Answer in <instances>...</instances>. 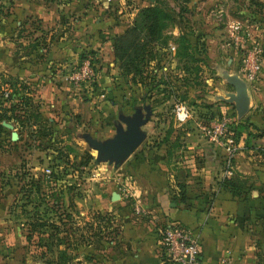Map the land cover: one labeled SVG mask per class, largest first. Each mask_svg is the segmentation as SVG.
Masks as SVG:
<instances>
[{
    "label": "crops",
    "instance_id": "0c3cea01",
    "mask_svg": "<svg viewBox=\"0 0 264 264\" xmlns=\"http://www.w3.org/2000/svg\"><path fill=\"white\" fill-rule=\"evenodd\" d=\"M90 3L0 0L2 92L10 90L12 82L19 86L18 93L30 97L53 126L54 134V129L76 126V120L82 119L112 131L111 118L117 116L116 108L125 112L143 103L151 107L147 123H161L165 130L172 127L166 141L159 142L161 136H151L149 144L139 146L121 162L111 163L109 172L104 167L108 179L94 202L110 207V193L115 186L126 188L130 197L124 198L118 192L112 210L117 222L115 231L107 239L92 240L77 249L74 264H168L156 232L157 224L168 221L178 222L198 237L202 264H264V151L260 150L264 145V15L256 18L257 37L252 42L261 51L260 71L254 82L246 83L247 110L237 118L232 105L219 99V95L231 91L228 84L222 90L215 86L182 85L184 72L180 65L172 68L171 54L165 62V84L161 89L149 88L144 94L145 88L139 82L127 80V85H118V96H114L110 36L121 29L123 21L118 27L108 20L100 22V17L94 15L102 10L95 3L92 8ZM252 43L237 45L248 49ZM82 51H90L92 61L97 63L92 102L82 93L88 104L79 102L75 89L61 78L68 66L79 61ZM227 51L228 68L220 77L223 73L241 77V56L231 46ZM153 71L157 73L156 69ZM107 87L111 98L106 95ZM101 92L105 99L98 98ZM226 115L232 123L243 122L245 128L233 139L231 171L224 176V146L204 134L198 125L202 119ZM230 176L243 181L240 195L220 187L219 180ZM179 186L184 192L183 200L178 199ZM0 190V205L15 193L9 183L2 184ZM132 201L146 209L147 214H135L129 204ZM0 220H4V214H0Z\"/></svg>",
    "mask_w": 264,
    "mask_h": 264
},
{
    "label": "rangeland",
    "instance_id": "374dc122",
    "mask_svg": "<svg viewBox=\"0 0 264 264\" xmlns=\"http://www.w3.org/2000/svg\"><path fill=\"white\" fill-rule=\"evenodd\" d=\"M90 1L93 2V0ZM158 1L165 9L173 10L176 13L175 18H180L184 26H187L186 29H189L191 32L189 37L192 44H194L196 41L195 37L199 35L198 42L203 41L204 46L200 47L197 44L192 55L197 58H202L203 60L195 61L193 60V57L192 59H189L188 56H182L185 58L186 64H182V59L180 62V59L174 54V43H169L166 49L161 47L157 48L156 52L158 51L159 54H161L160 58L150 61L148 64L150 68H145L146 72L148 71L149 74H153L155 78H158L159 82L155 84V87L153 88H162V80L164 79L163 76H166V72H164L166 67L165 62L169 60L168 54H171L169 57H174L172 60L174 62L172 68H178L181 64V67H183V69L185 68L184 70H187L188 77L186 78L187 82H185L187 85H207L218 87L220 90L224 89L226 83H224V78H221L220 75L222 71H225L228 68V62L226 58L228 57V46L233 47L238 53V56H241L244 53L243 50L247 49V46H239L237 43L241 42V44H246L249 41L251 43L254 42V39L257 37L255 33V25H257L256 18L264 15V0ZM124 2L126 3H124V7H122L121 10L122 13L120 14L116 12L114 7L109 8V12H112L114 15V22L120 20L118 17L119 15H121L122 18H127L128 14L133 12L134 7L132 6L137 7L143 5L147 2V0H127ZM131 9L132 11H129ZM95 13L96 14L94 16L100 17V22L105 20L113 22L110 20L112 17L109 18L108 14L106 15L101 13V11ZM92 19L93 17L91 18V22H93ZM114 29L112 28L111 32H114ZM163 32L165 36L166 34H170L172 36L169 38L171 41H173L172 38L176 37L178 34L177 28L174 25L167 26ZM170 45H172L173 48H170ZM87 54L90 56L89 53ZM111 60L112 66L115 68V71L114 69L112 71L111 84L114 91V96H118V85L121 86L120 84L122 83L126 84L127 80L129 81V77L120 76L116 61L113 58ZM79 61H77L72 67L78 65ZM90 61L92 63V68L95 71L94 68L97 63H94L92 60ZM106 66L112 68L111 65ZM153 69H156L157 73H155ZM195 69H200L203 74L200 72L197 73ZM143 74L146 75L144 80L148 82L147 73ZM3 82L4 80L1 77L0 85H3ZM2 88L3 87H0V92H2ZM85 88H87L86 91L82 87L81 89L74 90V93H76L78 96L77 98H79V102L86 103L88 100H90L89 102L91 103V100L93 99L92 84ZM129 88L130 87H128V89ZM7 90L9 89H6V91ZM82 93L85 94L84 96H86V98L89 97L88 100L83 98ZM101 93L102 95H100L98 98L101 100L105 99V94L103 92ZM145 93L146 89L144 91V94ZM145 104L148 103L140 104V107ZM132 109L130 110L128 108L127 111L122 112L120 111L121 109L118 111L116 108V115L118 112L130 113ZM151 114L152 112L150 107V115ZM150 115L148 119L150 118ZM116 119L117 116L111 118L112 126ZM81 121L76 120L77 124L76 126L72 125L74 126L72 127V132H69L65 125L63 127L61 126L59 128V133H66L63 135V137L56 135L57 133L54 134L53 132V140H59L55 141V143L53 141L51 146L45 145L48 146L45 149H39L40 147L38 148L34 146L35 144L27 135L26 129L20 130L16 125H13L12 122L11 129L6 127L5 130L0 129V187L2 188V184L4 183H9L10 186H12V192L16 190L18 183L21 184L22 181L25 182V180H27L22 177L21 172H27L33 176H36L39 172H43L45 168H48L47 165L51 159V156L53 155L51 153V149L53 147L68 145L70 148L68 153L69 164L65 165L66 173H63L61 175V179L57 181V191H55L58 192V189H61L62 193L60 197L62 206L59 208L62 209V211L68 212L70 214V217L64 220L63 228H60L58 232V236H64V240H66L68 243H72L69 244L67 248V253L69 255L67 264H74L73 258L75 257V251H73V248L75 246H86L87 243L90 244L92 240L107 238L106 229L114 230V228L116 229L117 226L114 214L112 213L116 200H110V207L108 205L99 206L96 204V201L94 202L93 200L101 196L99 195V190L102 189L103 184L106 183V180L108 179V177L105 176V173L107 172H105L104 167H106L107 171L109 172L111 169L109 165L111 163L106 161H97L95 158L96 152L86 143L82 136V134L86 133L93 138L103 139L110 136L114 132V127L112 131H108V129H103L102 126L97 128L96 124H87L86 122H83L84 119ZM31 128L33 129L34 127ZM140 128L144 133V138L133 151H135L139 146L149 144L147 141L153 140L151 136H157L159 139V137H162L165 132V126H163L161 123L149 124L146 121ZM10 130H14L17 135H19L17 140L9 141ZM80 155H89V159L83 167H80L81 171L77 175L79 170L74 171V169H72L70 166V162L75 160ZM72 156L75 159L72 158ZM74 183H76L77 186L68 189V184H70L69 187H71ZM112 190L118 193V186L113 187ZM12 196L13 197H11L7 203H2V205H0V214H4V220H0V264H45L44 260L52 256L54 257L55 252H46L43 256H40L41 248L35 246V242H37L36 237L33 235L31 236L30 240H26L25 236L23 235L25 230L23 226L20 225V223H22L24 220V218H22L24 217V212L20 211V207L14 204V201L19 202L18 200H15L18 195L16 193H12ZM68 198L73 199L72 205H68ZM46 199L50 203V198L48 197ZM104 204L105 203H103V205ZM97 206L99 208H97ZM41 207V205L38 207V213H42L44 217L49 215L53 216L52 213L45 215V212H42ZM108 207L109 209H107ZM25 210L28 212L25 215L31 214L32 207L30 203L25 207ZM101 216L104 219L109 218L110 222L106 223V226L104 222L106 220L103 221V218H100ZM63 229H65V232L62 231ZM93 232L95 234H93ZM91 233L92 235H90ZM79 235H82L84 240L79 238ZM88 235H90V238H87ZM71 245L74 247L71 248ZM62 246L63 245L61 244L59 247Z\"/></svg>",
    "mask_w": 264,
    "mask_h": 264
},
{
    "label": "trees",
    "instance_id": "16d2710c",
    "mask_svg": "<svg viewBox=\"0 0 264 264\" xmlns=\"http://www.w3.org/2000/svg\"><path fill=\"white\" fill-rule=\"evenodd\" d=\"M90 4L92 6L93 2ZM100 10H102V13L106 15L108 14L109 18L112 17L110 20L113 21L114 15L112 12H109V9L104 10L100 8ZM175 15L176 13L173 10H168L161 6L158 0H147L145 4L137 6L132 20L128 24L119 25L120 22L118 20L112 22V25H115L116 27H118V25L121 26L120 30L115 31L112 36H110L112 58L117 63L119 75L122 77L128 76L129 81L131 82L135 80L139 82L143 88L146 89L145 94L148 93L147 90H149V88L155 87V84L159 82L158 78H155L153 74H149L148 71H145V68L148 67L150 61L160 58L161 54H159L158 51L156 52L157 48L161 47L166 49L169 43H174V54L180 59V62L182 59V64H186L185 58L182 56H188L189 59H192L193 57V60L195 61L203 60L202 58H197L192 55L196 45L198 44L200 47H203L204 42H198L199 35H197L195 37V43L192 44L189 37L191 34L190 30L186 29L187 26H184L180 18H175ZM169 25H174L177 28L178 34L176 37L172 38L173 41L169 39L172 37L170 34H166L165 36L163 32ZM79 56V59H81L85 56V53L82 51L79 53ZM90 57L92 60L91 54ZM181 69L184 72V75H182L180 79L181 83L187 85L185 82H187L186 78L188 77V72L187 70H184L185 68L183 69V67H181ZM199 70L200 69H195L197 73ZM143 73H147L148 82L144 80L146 75ZM10 84L11 87L6 96L3 95V92H0V122L2 120L12 122L18 127V129H26L27 135L35 144L34 146L38 148L40 147L39 149H45L49 145L51 146L53 141L54 143L55 141H58L59 139L53 140L54 136H52L53 131L51 128L53 126L49 123L47 118L40 114L36 104L32 102L28 95L18 93L20 87H16L14 82ZM162 84H165V78L162 80ZM92 85H95V83L92 82ZM154 100L156 101V98ZM208 120L209 117L202 119L201 122L204 123ZM31 127L34 128L32 129ZM72 127L74 126L70 125V127H67L69 132H72ZM230 127L232 131L231 137L236 139L240 134L241 129L245 128V124L241 121H237L236 123H230ZM171 128V126L166 128L164 135L160 138L159 142L166 141ZM0 129L5 130L6 128L0 123ZM54 130L56 133L58 132L56 135L60 136L64 134L59 133V128ZM9 141L11 140L9 139ZM69 149L68 145L53 147L51 149L53 155L47 165L49 172L46 174L39 172L36 176L27 172H21L22 177L27 180H25V182L22 181L21 184L18 183L15 190V193L18 195L15 200H18L19 202L14 201V204L16 206L18 205L20 211L24 212V217H22L24 220L20 225L23 226L25 230L23 235L26 240H30L33 235L36 237L37 242H35V246L41 248L40 256H43L46 252H55L54 257L52 256L44 260L45 264H67L69 258L67 248L69 244H72L64 240V236H58L59 229L63 228L64 220L68 219L70 214L59 208L62 206L60 197L62 193L61 189H58V192H55L57 191L56 183L61 179V175L66 173L65 165L69 164ZM260 150L262 152L264 151V145L260 147ZM72 158L74 157L72 156ZM88 159L89 155H80L70 162V166L74 171L79 170L77 175L81 171L80 167H83ZM68 185L70 186V184ZM219 185L234 195H240L244 189L243 181L235 176L223 177L219 180ZM69 186L68 189L76 187L77 184L74 183L71 187ZM183 193L182 188L179 186V200L184 199ZM48 197L50 198V203L46 199ZM72 201V198H68V205H72ZM29 203L32 207V212L31 214L25 215L28 213L27 210H25V207L29 205ZM129 204L132 208L130 202ZM40 205L42 206L41 209L42 212H45V215L52 213L53 216L49 215L44 217L42 213H38L37 209ZM100 218L103 217L101 216ZM103 221L105 222V226L106 223L110 222L109 218H103ZM106 230V237L108 238L115 231V228L114 230ZM62 231L65 232V229ZM93 234L95 233L93 232ZM90 235H92V233ZM90 235H88L87 238H90ZM78 237L84 240L82 235H79ZM100 240L101 239L99 238L94 241ZM61 244L63 246L59 247ZM73 247L74 246L71 245V248ZM80 247L81 245L75 246L73 248V251H75L74 253H76L77 249H80Z\"/></svg>",
    "mask_w": 264,
    "mask_h": 264
},
{
    "label": "built area",
    "instance_id": "2783aa9c",
    "mask_svg": "<svg viewBox=\"0 0 264 264\" xmlns=\"http://www.w3.org/2000/svg\"><path fill=\"white\" fill-rule=\"evenodd\" d=\"M124 1L127 0H101L93 2L98 4L101 9L108 10L110 7H114L118 14L122 13V7H124ZM134 7L133 12L135 13L137 7ZM92 8H95L92 5ZM129 11H132L129 10ZM130 12L127 18H122L119 15L118 21H123L121 24H128L134 15ZM123 19V20H122ZM170 48H173L170 45ZM241 55V77L246 81V83L254 82L258 76L261 67V60L259 59L260 49L256 43H252L251 46L243 51ZM91 57L85 54L83 58L80 59L78 65L74 67L67 68L61 75L63 82L70 86L71 88L81 89L90 86L94 82L95 73L92 68ZM8 90L3 92L6 96ZM230 123L232 121L226 116H222L218 119L208 120L207 122H202L199 124V129L209 136L211 139L215 140L217 143L221 144L225 148L224 156V169L222 171L223 175L230 174L231 171V157L235 152V145L233 143V138L231 137V127ZM43 172L46 174L49 172L48 168H45ZM118 192L122 197L128 198L130 194L127 193L126 188H118ZM133 212L139 215H146L147 210L140 206L136 201L131 203ZM156 232L158 235V242L163 250L165 260L168 264H202L199 257V239L195 235L191 234L186 228L175 221H168L162 224H157Z\"/></svg>",
    "mask_w": 264,
    "mask_h": 264
},
{
    "label": "water",
    "instance_id": "95a60500",
    "mask_svg": "<svg viewBox=\"0 0 264 264\" xmlns=\"http://www.w3.org/2000/svg\"><path fill=\"white\" fill-rule=\"evenodd\" d=\"M222 77L226 84L231 87V91L219 95V99L232 105L237 118L241 117L247 110L248 95L246 91V81L236 73H223ZM106 95L111 98L109 87L106 88ZM142 109V110H141ZM150 106L145 104L140 107L136 105L130 113L117 114V119L113 123L114 132L103 139L93 138L86 133L82 134L86 143L96 152L97 161H106L117 164L124 160L144 138L141 126L148 120ZM4 127L11 129L12 124L2 120ZM17 133L10 130L9 139L16 140ZM254 194V191H252ZM119 194L112 190L110 200H117ZM38 264V263H37Z\"/></svg>",
    "mask_w": 264,
    "mask_h": 264
},
{
    "label": "clouds",
    "instance_id": "9594fccd",
    "mask_svg": "<svg viewBox=\"0 0 264 264\" xmlns=\"http://www.w3.org/2000/svg\"><path fill=\"white\" fill-rule=\"evenodd\" d=\"M183 118V114H181V119Z\"/></svg>",
    "mask_w": 264,
    "mask_h": 264
}]
</instances>
